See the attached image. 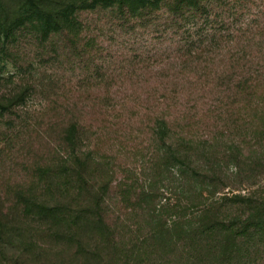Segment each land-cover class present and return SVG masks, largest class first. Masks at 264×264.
I'll return each mask as SVG.
<instances>
[{
  "label": "trees",
  "instance_id": "obj_1",
  "mask_svg": "<svg viewBox=\"0 0 264 264\" xmlns=\"http://www.w3.org/2000/svg\"><path fill=\"white\" fill-rule=\"evenodd\" d=\"M256 1L0 0V264H264Z\"/></svg>",
  "mask_w": 264,
  "mask_h": 264
},
{
  "label": "rangeland",
  "instance_id": "obj_2",
  "mask_svg": "<svg viewBox=\"0 0 264 264\" xmlns=\"http://www.w3.org/2000/svg\"><path fill=\"white\" fill-rule=\"evenodd\" d=\"M264 4H262V2H261V0H258V1H256L255 2V4L252 6V9L251 10H253V11H257L259 8H261L262 6H263ZM243 20V19H242ZM153 42H155V40L153 39L151 42L150 41H146V40H144L143 42H141V44H144L145 46L147 45V46H151L152 44H153ZM141 44H140V46H141ZM136 46H138V45H136ZM143 48V47H142ZM10 69H13L12 67H10ZM119 69H122V68H119ZM5 176V175H4ZM15 176H17V173H16V175ZM4 180L5 179H0V190H2L3 189V191H4V187H1V185L3 184V182H4ZM263 185H264V179L261 181V185L260 186H258V187H263ZM164 196H167V194H165Z\"/></svg>",
  "mask_w": 264,
  "mask_h": 264
}]
</instances>
